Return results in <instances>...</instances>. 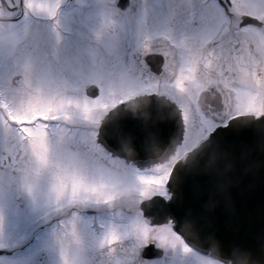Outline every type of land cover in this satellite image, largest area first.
Masks as SVG:
<instances>
[{
    "label": "rangeland",
    "instance_id": "rangeland-1",
    "mask_svg": "<svg viewBox=\"0 0 264 264\" xmlns=\"http://www.w3.org/2000/svg\"><path fill=\"white\" fill-rule=\"evenodd\" d=\"M116 3L27 0L18 23H0L1 101L15 120L27 124L17 130L0 118V249L13 254L0 256L1 264H160L140 258L139 248L148 241L162 249V259L172 255L163 264H193L192 255L184 254L166 226L151 229L138 223V202L153 193L164 196L170 165L216 125L198 100L205 81L221 80L229 93L230 105L216 119L223 122L227 112L264 113V29L245 25L238 34L242 42L222 53L221 70V53L213 54V45H207L229 25L214 0H130L121 10ZM231 6L233 28L244 12L256 15L240 0H232ZM196 7L198 21L179 27L176 20L188 19L180 12L192 15ZM200 21L205 23L202 30ZM151 49L168 59L160 74L144 63ZM206 53L210 58L205 63L201 57ZM248 81L259 91L251 92ZM92 86L97 95L91 98ZM141 94L161 95L177 104L185 128L172 157L135 175L101 154L96 131L109 108ZM37 113L44 122L30 121ZM78 203L135 209L130 216L117 212L118 225L111 223L118 218L106 220L110 235L101 242L100 237L92 239L101 248L95 249L96 244L87 262L81 256L88 237L72 229L86 227V222L71 220L72 228L37 234L39 224Z\"/></svg>",
    "mask_w": 264,
    "mask_h": 264
},
{
    "label": "water",
    "instance_id": "water-1",
    "mask_svg": "<svg viewBox=\"0 0 264 264\" xmlns=\"http://www.w3.org/2000/svg\"><path fill=\"white\" fill-rule=\"evenodd\" d=\"M126 4V0L117 2V6L121 8ZM250 23L259 25L257 21ZM155 58L157 62L155 55L147 56V60L152 66ZM88 95L95 97L97 88L90 87ZM153 95L155 99H153ZM125 119L136 121L143 132V137L138 141L135 136H120L117 145L113 146L110 143L113 136L112 130ZM101 121L97 133L98 142L113 155L121 157L127 162L131 161L137 166L163 161L173 152L182 138L183 127L180 112L173 102L161 95L135 96L115 106ZM168 123L174 126L173 131L169 136L163 137L159 132V127ZM228 123L237 127H251L255 130V145L243 147L242 156L245 160L250 157L258 158L260 154H264V114L258 117L247 114L236 115ZM153 128L157 130L153 131ZM210 135L211 133L198 146L191 149L184 160L177 161L169 177H178L181 171L222 175L234 170L235 164L230 155L226 152L212 153L210 151L214 143L209 139ZM254 170V167L247 168L248 172ZM248 182L249 178L244 177L232 186L233 201L226 200L222 192L220 198L213 197L206 203L202 211L188 209L182 216L164 211L158 199L159 196L142 201L140 208L143 215L152 219L151 221L154 223L166 222L170 219L173 222V230L181 235L187 244L202 254H208L212 258L231 264H261L259 259L241 252L235 246L229 255L224 251L216 235L207 231L209 228L215 227L223 237L228 238L235 230L243 233L258 229L264 223V215L261 214V207L264 205V187L257 184L254 190H248ZM168 191L171 194V199L173 190L169 189ZM207 195L205 178L194 177L188 181L185 187L187 201L199 207ZM205 231H207V235H201ZM258 243L264 248V240L258 239Z\"/></svg>",
    "mask_w": 264,
    "mask_h": 264
},
{
    "label": "snow or ice",
    "instance_id": "snow-or-ice-1",
    "mask_svg": "<svg viewBox=\"0 0 264 264\" xmlns=\"http://www.w3.org/2000/svg\"><path fill=\"white\" fill-rule=\"evenodd\" d=\"M214 2L227 12L229 10L228 6L232 3V0H227V3L226 0H214ZM240 2L245 8L251 7L255 9L256 15H250L247 12H244L243 17L237 21L234 28L231 24V18H229L228 28L217 34L215 39L218 43L216 47L212 49V53H221L219 56V67L221 70L224 69V57L222 53L229 49H235V45L242 42L241 37L238 34L240 33V30L244 28L245 24L254 22L258 20L260 16L264 15V0H240ZM260 39L261 41H264V36L260 37ZM148 55H151V53H148ZM209 58L210 57L207 53L205 56L201 57L205 63ZM145 62L148 63L149 68H151V64L147 60V57H145ZM153 99H155L154 95ZM173 128L174 126L171 123L163 124L160 125L159 132L163 137H167L172 133ZM152 130L156 131L157 129L153 128ZM112 131L113 136L110 139V143L113 146L117 145L120 136H135L138 141L143 137V132L140 126L136 121L130 119L120 121L119 126ZM209 139L214 141L210 151L212 153H216L217 151L226 152L230 155L235 164L234 170L222 175L215 173L209 175L203 172L194 173L192 171H181L179 172L178 177H169L167 188L173 190V197L167 201H165L163 197H158L164 211L173 212L177 216H182L188 209L202 211L206 203H208L213 197L220 198L222 192L226 200L233 201L232 186L244 177L249 178L247 184L248 190H254L257 184H259L260 187H264V154H260L258 158L250 157L248 160H245L242 156L244 146L251 147L255 145L256 133L253 128L237 127L232 123H228L224 126L214 127ZM248 167H254L255 170L248 172ZM194 177H203L207 183L208 195L199 207L187 201L185 197V187L188 181ZM261 214L264 215V205L261 207ZM207 231H211L216 235L224 251L229 255L233 252L235 246L238 247L241 252L252 255L254 258L259 259L261 264H264V248L258 243V239L264 240V223H262L258 229L249 230L243 233L239 230H235L228 238L223 237L215 227H211ZM207 231L202 232L201 235H207ZM20 247H24V245H21ZM151 248V244L147 245L143 255L150 258L153 255L149 251Z\"/></svg>",
    "mask_w": 264,
    "mask_h": 264
},
{
    "label": "flooded vegetation",
    "instance_id": "flooded-vegetation-1",
    "mask_svg": "<svg viewBox=\"0 0 264 264\" xmlns=\"http://www.w3.org/2000/svg\"><path fill=\"white\" fill-rule=\"evenodd\" d=\"M26 2H27V0H0V14H1L0 23L2 25H4V27H7L6 25L9 22H11V21L18 23L19 19H21L22 16L24 15V13H25L24 7L26 5ZM129 2H130V0H129ZM226 3H227V0H226ZM214 4L217 5L215 2H214ZM196 5H200V4L197 3ZM202 5H204V4L202 3ZM231 5H232V3L228 7L231 8L232 7ZM218 7L221 8L219 5H218ZM221 9L223 11V15L226 16L224 18V20L226 22L229 21V18H231V23L233 21H235V17L233 16V11L231 9H230V11L228 10L227 12H225L223 8H221ZM198 10H199L198 7H196L195 10L193 9L192 15H190V12H185V11L184 12H180V14H182L180 16H188V19H184L182 21L176 20L178 22V26L182 28L183 25H185V24H187V25H189V23L194 24L195 21H198L197 20V18H198ZM15 13H17V15H15ZM181 19H183V17L180 18L179 20H181ZM262 21H264V20H262ZM204 24L205 23H202V21H200L198 23V26H199V28L201 30L203 29ZM247 26H252V25H247ZM253 27H255V26H253ZM205 28H206V25H205ZM256 28L258 30L259 29H264V22H262L260 27H256ZM7 32L8 31H5V33H7ZM262 34H264V32ZM2 35L4 36L2 30L0 29V38H1ZM217 43H218V41L216 39H213L210 43H208L207 47L210 48L212 45H213V47H215V45H217ZM148 53L155 54V55L161 57L160 58V60H161L160 67L161 68H159V71L156 72V73L160 74L162 71L165 70L166 66L168 65L167 57L164 55V53L162 51H160L158 49L148 50L146 52V54L148 55ZM147 55L144 56V63L147 65L148 69H150L149 65L145 62V57ZM263 68H264V66H263ZM222 83L223 82H221V80H218V81L214 80L213 77H212L210 82L209 81H205L204 90L202 91V93L200 94V97L198 99L199 102L202 104L201 107L204 108L202 110V112H204L205 115L209 119H211V120L214 119V121L217 122L216 125L225 123V121L228 118H230L234 114L240 113V112H237V113L229 114L230 112H227L226 113L227 116L226 115L223 116V122H222V120H219V119L215 118V116L221 117V115L224 112L225 107H229V105H230L229 95H228L229 93H227V94L224 93L225 89H224V85ZM246 84L248 85V88H249V90L251 92H252V90L250 88H252V89L256 88L255 85H253V87H251V85L249 84V81ZM256 91L258 92L259 89L256 88ZM3 94L5 95V92L1 91V89H0V118L2 119V122H4L5 124L8 122L9 124H7L6 126L9 127V128L10 127H17V126H21L22 128H24V127L27 128V124H25L23 121H17V120H15L13 118V116H12L13 114L11 113L12 112L11 109H9V107L6 106L7 104L4 105V103L1 101V100L4 99L3 98L4 97ZM231 99L233 101L235 100V103H236V98H234V96H232ZM114 106H115V104H114ZM111 108H109L108 111ZM242 113H251V114H253L255 116L263 114V112H260L259 114H255L253 112H242ZM42 115L43 114H41V113H37V115L33 116L30 119V121L32 120V121L37 122V123H40L42 121L44 122L45 118L42 117ZM48 120L53 121V119H51V118H48ZM51 121H48V122H51ZM35 125L37 126L38 124H35ZM73 129H75V127H73ZM70 132H72V130H70ZM70 132H68V133H70ZM64 139H66V137ZM67 139H68V137H67ZM98 146L100 147V149L102 151L101 154L103 156L107 157L108 159L112 158V159L118 160L121 165L131 168L133 170V171L132 170L131 171L135 175L136 174L137 175H141V173H142L141 171L142 170L153 168L155 166L164 164L167 161V160H165L162 163L154 164V165L148 166L146 168H140V167L136 166L135 164H133L131 162L127 163L124 159L116 157V156H113L107 149H105L104 146H102V145H98ZM183 156H184L183 154H180L178 159L183 157ZM162 188H163L164 196L163 195H161V196L164 199L169 198V194L166 193L165 187L162 186ZM129 194H131V193H128V195ZM156 194H159V193H153V194L149 195L148 198H146V199L149 200L150 197H152L153 195H156ZM125 195H127V194L123 193V196H125ZM120 197H121V195H120ZM144 200L143 199L139 200L138 205H137V211H138V215H139L138 217L141 220V222H138V223H141L142 225L144 224L146 227H150L151 229L154 228V227H157V226H159V227L160 226H166L168 228V230L170 231L169 232V236H172V234L174 236H176V238L179 240V241H177V245L178 246L181 245L179 247L185 248V250H183L184 254H187L189 256H190V254L192 255V256H190V259H191L190 261H192L193 264H225V263L220 262L218 260H214V259L209 258L207 256H203V255L197 253L196 251H194L193 249H191L188 245H186L182 241V239H180L179 236H177L171 230L170 221L167 222L166 224H163V225H152L151 221H149V219L145 218L143 216V214H142V211L140 210V204ZM61 210L62 211L60 213H56L54 216L49 217L48 221L39 224L38 225L39 232L40 233L41 232L42 233H44V232H48L49 233V231L52 232L54 229H56L57 231L58 230H63L64 228L69 226V224H71L73 222H76V223H78L79 221L86 222L87 223L86 227H81V226L78 227L77 226L75 228H72L71 226H69V228H72V229L77 230L78 232L84 233L88 237L87 247L85 249L84 254H82L83 256H81L82 258L84 257L83 258V262L84 261L87 262L89 260V257H90V253H91L90 250H92V248L96 244L98 245V242L100 240H102V239H104V237H107V236L110 235V233L108 231L111 232V230L109 228H107L108 224L106 223V220L109 219V218H112V219L113 218H118L116 222H114V221L111 222V223H114L115 225H118L119 222H121V221H120V218L116 215L117 212L122 213L124 216L125 215L126 216H130V215H132L134 213L133 211L135 209L125 208V207L119 206V204H118V206L114 205V206L111 207V206H109V204L108 205H102V206H99V205L95 206V205L87 204V203H78V204H75V206H72L70 208H69V206L61 208ZM110 216H112V217H110ZM71 220H72V222L68 224V222L71 221ZM98 226H100L101 228L99 229ZM84 228H86V229H84ZM102 229H104V230L102 232H100ZM54 232H56V231L54 230ZM115 233H118V232H115ZM98 237H100L98 239V242L90 243L91 241H93L94 239H97ZM149 244L152 245V248L149 251L153 254L150 258L143 255L145 248ZM154 245L156 246L155 242L148 241V242H146L145 246L140 247L139 248L140 258L142 257V258H144V260H147V261H150V262L158 261L157 263H160V264H163V262L170 261L169 259H171L172 255L168 256V258L170 257L169 259L168 258L166 260L162 259L161 258L163 256L162 249L158 248V246L155 247ZM170 246H172V243H171ZM96 247H98V248H95V249L101 248V243H100V245H98ZM172 249L176 250V249H180V248H172ZM158 252H159V254L157 255ZM2 255H6L7 257L8 256H13L12 253L10 251L6 250V249H0V256H2ZM94 256L95 255H92V258ZM152 258H155V259H152Z\"/></svg>",
    "mask_w": 264,
    "mask_h": 264
}]
</instances>
